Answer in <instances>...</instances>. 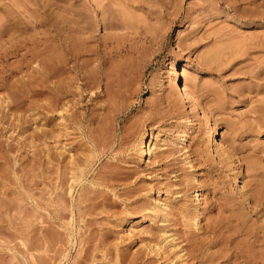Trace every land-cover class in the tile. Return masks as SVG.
I'll list each match as a JSON object with an SVG mask.
<instances>
[{
	"label": "bare ground",
	"instance_id": "obj_1",
	"mask_svg": "<svg viewBox=\"0 0 264 264\" xmlns=\"http://www.w3.org/2000/svg\"><path fill=\"white\" fill-rule=\"evenodd\" d=\"M21 1L27 3V0ZM77 1L80 2V0ZM159 1L152 0L149 3L147 0H89V2L86 0L85 2H88L86 5L75 4L76 6L73 5L70 9L69 6V8L64 7L56 2V6L51 8L49 0V3L43 2V7L40 6L44 8L40 19L43 31L41 30L42 37L39 43H36L33 49H29L27 42L19 39L9 41L12 44L7 46L8 48H4L2 46L4 44L0 45V62L2 63L10 54L19 55L23 49H26L25 52L22 51L24 53L21 54L20 59H17L16 64L9 65L8 61L9 68L3 67L0 73V218H27L29 215L28 218H47L46 221L61 220L60 226L63 225V219L68 220H63L64 223L72 219L66 228L63 226L65 230L63 234L66 237L58 232L53 233L49 228L45 230L47 227L45 225L43 228L45 233L39 236L43 235L42 239H44L41 247L40 244L36 245V242L42 239L39 238L37 241V236L32 239L33 241L30 239L32 243L27 247H30L28 252L31 264H49L50 260H54L53 264H64L69 260H71L70 264H264L263 165L257 166L258 162L248 164L247 170L254 172L251 187L248 188L249 183L248 185L245 183L239 189L241 199L234 198L233 190L230 191L227 188L229 185L226 187L227 176L235 181L238 180L233 152L234 143L231 142L226 146L220 140L219 126L214 124L209 116L210 119L207 118L205 107L196 101L189 86L184 82L182 70H185V65L181 67L175 64L170 75L179 92L176 100L184 102L192 111L202 117L206 116L204 118L208 120L209 130L205 135L210 158L204 157L203 160L207 162L212 157L217 165L210 164L207 178L202 180L195 172L185 176L189 177V180H184V176H181L182 180H174L184 169L177 163L178 166L173 169L167 166L170 165V161L177 159L175 158L177 153L186 148L189 132L183 130L178 141L172 138L174 140L170 139L172 143L154 144V140L158 137L154 131L147 130L145 135H140L143 134L141 131L146 121L157 122L158 113L154 110L134 120H131V115L128 114L125 117V125L122 127V135L118 139L119 149L116 151L118 152L115 156L116 161L112 163L109 161L110 163L102 165L98 172H95L96 170L92 172L101 156L97 158L95 148L92 151H96L92 153L94 155H90L91 152L88 154L84 148L85 146L86 148L99 147L102 141L101 134L102 137L105 136V142L110 144L112 141L111 147L116 143L117 134L112 122L117 120L121 112L125 110L121 108L122 104L116 102L122 79L127 77L130 94L133 95L135 91L141 90L138 85L141 81L139 72L144 64L132 60L138 58L137 54L141 49L135 34L131 36L137 27L130 28L132 33L117 29V26L124 24L125 21L123 7L152 9L157 7ZM219 1L234 9L243 20L264 22V10L261 8L262 11L258 13L254 9L255 15L248 14L247 12L250 11L246 10L245 14V8L242 9L237 5L238 0ZM17 3V1L9 3L7 1L1 5V9L6 11L15 9L17 12L14 6L15 4L17 6ZM99 13H102V17ZM129 19L126 18L125 22L128 23ZM23 24L21 23V26ZM102 25L105 30L103 34L98 32ZM21 26L18 25L17 20H13L10 27L0 33L3 35L11 31V35L16 39L17 32H26L24 30L28 28ZM154 38L157 39V34ZM170 45L169 49L172 51L175 44ZM262 45L264 46V39ZM34 61L37 64L32 66ZM2 63L3 66L4 63ZM103 86L102 92L109 100L108 110L102 116L92 114L85 121L76 110L77 106L85 103L86 97L95 88ZM87 88H90L89 93L85 94ZM2 90H8V93H2ZM89 98L92 99V96L90 95ZM263 103H261L262 107H259L263 110L257 108V111L263 112L264 115ZM131 105L132 102H128L126 109ZM38 121H44L43 126L39 127V130L36 129L37 131L30 132L32 123ZM70 121L74 126H81L82 134H85L86 122L88 125L95 123L97 126L87 135V142L67 143L66 139L63 141V138L68 135L63 132V123ZM260 122L262 123L260 126H263V121ZM137 131L140 132L136 148L139 157L142 160L150 158L149 161L153 158V163L161 171L160 174L158 173L159 178L155 179L156 182L152 180L155 184L151 187L158 189L160 193V196H156L154 200L148 195V190L154 191L147 187L151 181L147 184L145 179H142L143 182H141L139 178L141 173L134 167L131 170L127 169L129 172L122 170L124 168L122 162L136 161L128 157L130 148L128 144ZM4 135L14 137L13 140H16L18 144L17 154L13 155L15 151L13 149L11 154V148L7 147L9 145H4V139L1 141ZM39 142H41L40 145ZM28 145L35 146L34 148L38 150L34 149L35 152L32 155L26 156L21 150ZM262 150L264 152V148ZM205 151L207 152V149ZM197 162L205 164L202 159ZM184 163H193V166H196L194 160ZM219 168L222 171L219 172ZM20 172L23 173L19 174ZM172 173H176L174 179ZM139 180L141 183H146L137 186ZM131 183L133 186H126ZM206 186L214 193L215 199L203 207L201 190ZM192 188L198 189L192 193L194 195L190 199L188 191ZM77 189L80 193L78 192L79 196L74 198ZM16 192L23 195L21 197L24 199L20 198L22 202L25 200V203H22L23 212H17L19 215L23 213L21 216L14 213L18 201L14 203L13 198L9 199ZM141 199H144L143 202ZM101 218H106L105 222ZM130 218H142L144 223L150 222L149 225L141 228L142 230L132 233V238H135L133 240L144 242L146 250L141 248L133 251L130 249L132 243L129 242V246L125 242L128 238H117L116 233H120L118 227L126 226ZM204 219H206L205 223H203ZM56 230L61 229L57 226ZM58 235L64 237L58 238ZM75 242L79 250L78 253L76 252L77 255L73 256L72 247ZM38 249L40 254H37ZM50 251L54 253L50 254ZM102 251H105L104 258H101Z\"/></svg>",
	"mask_w": 264,
	"mask_h": 264
},
{
	"label": "rangeland",
	"instance_id": "obj_2",
	"mask_svg": "<svg viewBox=\"0 0 264 264\" xmlns=\"http://www.w3.org/2000/svg\"><path fill=\"white\" fill-rule=\"evenodd\" d=\"M7 1L8 3L11 1L18 2L17 6L16 4L14 5L17 9V12L15 11V9L13 10L15 12H13L12 9L9 11L8 9L7 11L1 9V5L3 3H7ZM85 1L86 0H80V2H76V0H50L49 3V0H27V4L21 0H0L1 33L4 29L10 27L11 23H13V20H17L19 26H21V23H24L22 26L28 27L26 30H24L26 32H17L16 35H18L19 38L15 37L16 39H14V37L11 35V31H9L10 33L7 32L9 35L7 33L3 35L0 33V42L2 41L0 45L4 44L5 46H2L4 48H8L9 45L11 46L12 44L9 41L13 42L19 39L27 42L28 48L30 47L29 49H33L36 43H39L40 37H42L41 35L43 27L41 25L40 19L42 14L44 13V8L42 9L40 6L42 5L43 7V2L51 4L49 5L51 8L55 7L56 4H61L64 7L69 6L71 9V6L75 4L77 6L81 4L86 5L89 2V0H87V3ZM149 1L151 2L152 0H147V2ZM164 1L165 2H163V0H160L159 4H157V7L152 9H150L149 7L137 8L133 6L126 8L121 5L125 10V15L123 16V18L125 17L124 20L126 21V18L129 19V17L130 19L128 23L124 21V24H120L119 26H117V29L131 32L130 28L137 27L136 31H134L133 33L131 32V36L135 34L137 44L141 46V49L137 54L138 58L132 60H137L140 64H144L143 66H141V70L139 72L141 77H139V80L141 79V81L140 83H138V85L141 90L135 91L133 95L130 94V92L128 91L129 87L127 85V77L124 78V80L122 79L120 91L118 93L119 96L117 97L116 102L118 104H122L121 108H124L125 110L121 112L117 120H114L112 122V125H115L117 134L116 143L111 147L110 145L112 141H110V144L105 142V136L102 137L101 134L100 138L102 141H100L102 143L100 142L99 147L92 146V149L90 148L91 146L87 148L85 146L84 148L86 149V152H88V154L91 152L90 155H94L92 153H95L97 151V153H95L97 158L98 156H101V158H98L97 163L94 165L92 172H94L95 170V172H98L102 168V165H106L110 162L112 163L114 160L116 161L115 156L118 153H116V151H118L119 149L118 139L122 135V127L125 125V117L129 114L131 115V120L140 119L144 115L149 114L154 110L158 113L157 122L154 120L146 121L143 126V130L141 131V133L143 134H140V132L137 131L139 133L136 132L135 136L132 137L128 144L130 147L128 150V157H132L136 161H126L127 163H125V161L122 162V165L124 167L122 168V170L125 169V172H129V170L127 169L130 168L131 170L132 167H134L141 173V175L138 173L141 176L140 177L138 175L141 182H143L142 179H145L147 184L149 181H151V185L148 184L147 187L148 189H153L154 191L152 192L148 190V195L150 199L154 200L156 196H160V193L158 192V189L156 190L151 186L152 184H155V179L159 178L158 173L160 174L161 171L153 163V158L151 159V161H149L150 158H148V160H142L139 157L136 149L137 143L139 141V136L145 135L147 130H149V132L154 131L158 134L157 139L154 140V144L157 143V145H162L168 142L172 143L171 140L173 139L175 141L177 139L178 141L180 135L183 133V130H186L187 132H189V137L187 139L188 142L186 141V148L188 150L186 148H183V152L181 151L177 153L175 157L177 159L170 161V165L167 167L169 169H173L178 166L177 164L183 167L184 170H181L179 172L181 173L179 177H175L176 173H172L173 179L175 177L174 180L176 181H179V179L182 180L183 177L181 176H190L188 175V173L193 174L195 172L200 179L205 180L207 178V172L208 168H210V164L212 163L217 165L215 159L212 157L211 160H209L210 162H206L205 160H203L204 157L208 158L210 156V154L208 153V143L205 135L209 130L208 120L206 121V118H204L207 116L208 119L211 118L210 120L214 124L219 126L221 130L220 140H222L226 146L230 145L231 142L234 143L235 148L233 149V152L235 153L234 157L236 172H238V180L235 181L230 176H227V180L225 177V180L226 187L229 185L227 188H229L230 191L233 190L232 192L234 193L232 194L234 195V198L241 199L239 190L240 187L244 186L245 183L247 185L249 183V188L251 187L250 183L253 182V179L251 180V178H253L254 172L252 171L251 173L250 170H247L248 164L252 162H258L257 166L261 164L263 165V167L261 165L260 166L264 168V152L262 150L264 148V125L260 126L262 125L260 121H263L264 124V115L262 114L263 112L259 110L257 111V108H259L261 106V103L264 102V46L262 45V40L264 39V22H262L261 20H243L242 17H239L234 9L229 8L227 4H223L219 0H167L168 3L166 2V0ZM237 5H239V7L242 9L245 8L244 11H250L247 12L248 14H253L255 10L256 13H258L261 9L264 10V0H238ZM5 6L7 5L5 4ZM14 6L11 7L15 8ZM101 15L102 13H99L100 17H102ZM35 27L40 34L37 32ZM98 32H100L101 34L105 32L103 25L99 27ZM156 34L157 39L154 38V35L156 36ZM31 35H33L34 38ZM10 36H12L13 38ZM171 43L175 44V48L172 51H170L169 49ZM22 51L25 52L26 49H23ZM22 51L19 55L10 54L8 57H6V61H3L4 64L0 62V73L3 70V67L5 69L9 68L8 66L12 65V63L14 65V63L17 62V59L21 58V54L24 53ZM7 62L9 65H7ZM34 62H32V66H35L37 64V62ZM1 63L3 64V66L1 65ZM175 64L181 67L184 65L186 66L185 70H182L184 82L189 86L190 91L195 97L196 101H198L205 107L207 111L206 116L202 117L196 114L190 109V107H188L187 104L182 101L179 102L176 100V96H178L179 92L175 87V82L170 75ZM89 89L87 88L85 94L89 93ZM102 89H104V86L95 88L94 91L90 93L92 99L89 98L90 95H87L88 97H86L85 103H83L84 106L83 104L77 106L76 110L82 117H84L85 121L92 114L102 116V114L106 113V111L108 110L109 100H107V97L104 92H102ZM2 93H8V90H2ZM128 102H132V105L127 107L126 109V105ZM259 109L263 110V108ZM261 114L263 115V118ZM42 122L38 121L36 123H32L30 132H32L33 130L37 131L36 129L39 130L43 126ZM259 122L260 124L257 125ZM96 126L97 124L95 123H90V125H88V123L86 122L84 127L85 134H82L83 131L80 125L74 126L72 125L71 121L66 123L64 122L63 132L68 135L63 138V141L66 139L65 141L67 143H78L80 141L87 142V135L91 133L92 128ZM9 138L10 137L4 135L3 137H1V141H3L4 139V145H9L7 147H10L11 150L13 149L16 151L18 149L16 140H13L14 137H11L10 139ZM40 143L41 142H39V145ZM13 145L16 149L13 147ZM28 147H30V145H28L26 148H22L23 150H21L22 153L26 156L32 155L33 152H35L33 151L34 149L38 150V148H34L35 146L32 145L29 149ZM68 147L70 146L68 145ZM94 148L96 149V151L92 152ZM25 149L29 151H26ZM206 149L207 152L205 151ZM13 150L11 151V154ZM15 151L13 155L18 153V151H16V153ZM196 151H199L200 154ZM72 153H74V151ZM260 154H262V156ZM186 155H189V158H187ZM198 158L202 159L205 164L202 165V163L197 162L199 160ZM189 160H194L196 166H193V163H184ZM22 161H24V159ZM254 164L255 163H253V165ZM220 171H222V169L219 168V172ZM22 173L23 172H20L19 174ZM185 173H187V175ZM188 178L189 177H185L184 180ZM140 180L137 186L146 183L145 181V183H141ZM152 180H154L155 182ZM131 185L132 183L126 186ZM13 186H15V184ZM123 187L125 186L123 185ZM248 188L247 190L248 192H250V189ZM78 189L75 191L74 198H77L79 196L80 192ZM197 189L198 188H192L188 191V196L190 195V199H192L191 197H193L192 195H194L192 193H195ZM201 192H203V207L209 205L212 200L215 199L214 193L211 192L208 186L203 188ZM18 193L19 192H16L15 194H13V197L9 198H13L12 201L14 202L15 200L14 203L20 201L19 203H16V206L19 207L18 209L17 207L15 208L14 213H17L19 211L23 212L22 203H25V200H23L24 202L21 201L23 198L21 196L23 195ZM40 193H42L41 190ZM40 193L39 195L41 196ZM151 193H153L154 195L152 194L151 196ZM14 195H16L15 197L19 198H15ZM143 200L141 199V202H143ZM252 204L254 205V203ZM21 215H23V213L19 216ZM28 217L29 215L27 216V218H0V264H31V262H29L30 259L28 252L30 247L27 246L32 243V239L35 238V236H37V241L39 240V238L42 239L43 235L42 237L39 236H41L43 232L45 233V230H47L48 228L53 233L58 232L60 234H65V230L63 229L66 228V225H69V223L72 221V219L70 221V219L68 218L70 222L65 221V224L63 220L67 219H63V225H61V227L59 224L61 223V220L46 221L47 218L44 219ZM43 219L46 222H44ZM130 219V222L126 226L118 227L120 233H116L117 238H128L125 242H127L129 246L130 243H132L130 249L133 251L141 248L146 250L144 242H137L136 240H133L135 238H132V233L137 230H142L141 228H143L147 224L149 225L150 222L144 223V220H142V218ZM33 220L35 221V223H33ZM105 220L106 218L104 219V222ZM205 221L206 219L203 220V223H205ZM36 224H42L44 225V227L42 225H39V227ZM53 224L57 225L58 229L61 230L55 231V228H57V226ZM45 225L47 226L46 228ZM104 225H106V223ZM29 226L31 228H29ZM75 227L74 229L77 234V226L75 225ZM43 228H45V230ZM27 229L30 230L27 231ZM30 233H32L31 235H33V237H30ZM63 235L61 236L64 237L65 235ZM26 236H29L28 240L30 242L26 239ZM58 236V238L61 237L60 235ZM129 237L131 239H129ZM40 241L41 240L35 242L36 245L40 244L41 247V245L44 244V239H42L41 243ZM47 243L48 242H46V244ZM78 250V245L75 242L72 247L73 256H75ZM104 252L105 251H102V253L100 252L101 258H104ZM53 253L54 251H50V254ZM37 254H40L39 249ZM48 259L50 260V257H48ZM23 261L25 263H23ZM53 261L50 260V263L53 264ZM70 262L71 260L66 261V263L64 264H70Z\"/></svg>",
	"mask_w": 264,
	"mask_h": 264
}]
</instances>
